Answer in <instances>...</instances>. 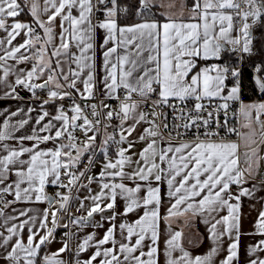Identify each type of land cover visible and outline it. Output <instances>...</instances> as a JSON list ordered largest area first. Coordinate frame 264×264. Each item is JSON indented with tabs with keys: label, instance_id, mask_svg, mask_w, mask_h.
Segmentation results:
<instances>
[{
	"label": "snow or ice",
	"instance_id": "obj_1",
	"mask_svg": "<svg viewBox=\"0 0 264 264\" xmlns=\"http://www.w3.org/2000/svg\"><path fill=\"white\" fill-rule=\"evenodd\" d=\"M244 2L249 5V10L244 11L242 14L237 13L238 15H242L244 22L239 29L241 36L235 38L230 35L233 31V16L225 11L227 9H239L240 5L235 0H194L187 20L173 18L171 15L162 13L166 19L164 23H160L157 20H145L130 26H120L118 24L116 0H111L112 6L105 9V18L98 24H93L92 22L93 10L96 6L93 0H58V2L57 0H45L43 12L48 13L50 8L54 9L51 15H48L46 22L40 19L38 0H33L30 11L35 23L44 30L45 36L48 37V43L52 39L53 28L51 25L56 17H61V44L59 48L53 51L52 55L60 56L61 49L65 50L66 53L70 42H76L80 55L76 56L73 54L72 59L81 69V72L84 68L91 69L92 67L90 63H87L92 60V57L88 56L87 53L93 48L91 41L95 28L98 27L106 31L107 35L104 39V45L106 46L112 41L115 46L107 48L103 53L104 68L107 73L104 77V83L110 96L116 93L117 89L123 88L126 90L125 100L120 104V112L116 113L117 116H121L122 123L129 118L130 112H134L138 107L137 102L132 101L133 93L147 100L151 93L157 92L159 98L153 101L155 107L168 105L175 110L176 106L170 104V100L172 99H177L181 103L189 98H194L198 101L193 110H190L187 114L181 111L179 117H177L184 122L176 127L188 130L193 127L200 128L202 126L207 129L212 113H208V119L202 118L199 113L205 109V105L199 101L220 97L224 87L225 74L228 72L226 67L220 69L216 65H212L211 67L202 68L189 77V74L196 67L195 61L192 58L196 56H201L203 59L218 58L225 43L233 45V50H236V46H241L242 41L240 50L244 53L251 52L250 25L247 21L249 17H253V23L260 19L261 15L264 14V3L258 4L257 0H244ZM97 3L105 4V0H97ZM154 6L162 7L163 5L157 4V0H139V11L137 14L150 12ZM65 9H67L66 12ZM73 9L78 11V16L73 15ZM21 11V5L18 3V0H0V29L7 32V43L11 45L12 41L20 35L22 30L29 37V39H26L19 46L13 47L11 50H5V56H0V61H5L6 57L16 59V54L20 52L21 48L31 45L33 39L36 41L41 39L39 35L34 34V28L27 23L18 21L13 22L11 25L7 23L8 18L17 17ZM120 11L126 12L127 9H120ZM181 17H183L182 12ZM64 22L68 23V27H64ZM3 43L4 41H0V44ZM118 47H123L126 50L125 54L117 55L113 61V54L117 53ZM130 47H134L135 52H132ZM145 51L148 53L147 56H144ZM44 54L45 49L41 47L36 53L37 65H34L32 70L27 72L25 78L17 77L15 81L16 85H23L25 88L33 91L34 94V89L44 88L47 86L48 81L53 80V76L50 75L48 81L43 85L29 84L27 82L36 75L37 66L42 65ZM27 59H29L27 56L19 57L21 61ZM151 65H154V67ZM138 69L140 70L139 73ZM40 70L43 71V67ZM70 72L73 79L69 87L75 88L76 81L80 77L81 72H74L71 69ZM213 72L216 74L212 75ZM8 75L9 69L5 68L4 78H7ZM232 75L238 76V73L233 71ZM64 79L68 80V76L65 75ZM82 83L83 92L81 96L83 98L91 97L94 87V76L91 71L88 72L86 79ZM257 84L261 90H264V81L257 80ZM153 85L157 87L154 88ZM12 91L15 92V87H12ZM238 91V87H233L229 95L223 97V99H235ZM85 93L87 96L84 95ZM64 95L68 94L65 93ZM58 96L60 94L56 91L49 92L50 99L57 98ZM60 98L63 97L60 96ZM48 102V100H45L43 103L47 104ZM90 107L93 110L92 115H98L96 105L93 104ZM104 107H107V105H104ZM219 107L227 109L228 105L225 103ZM253 107L258 109V122L260 112L264 111V104ZM71 111L73 112L71 117L62 109L54 117L55 120L63 122L62 129L55 132V138H60L67 132V138L70 141L68 145H61L55 150H41L39 149V144L53 139V137L50 135L39 136L34 130L32 135L18 137L21 142L24 140L36 141L33 147L21 146L17 150L9 148L7 145L3 146L7 154L0 156V184L4 183L8 178L9 172L13 169H15L16 180L13 184L0 189V192H11L14 187L15 199L17 201L21 199L31 200L33 193L36 194L35 199L40 201L45 199L42 193L45 184L49 182V176L53 177L51 183L59 184L61 169L69 177L68 185L76 182L78 177L70 169L79 161L82 152H86L92 147L96 136H88L81 149L74 142L75 137L71 132H68V129L70 126L73 129L80 127L83 129L85 135H87L92 130V122L87 116L83 115L79 104L74 105ZM193 111L196 113L195 116L192 115ZM17 114L13 112L11 115L15 116ZM106 115L111 120L113 111H108ZM152 115L158 116L159 114L153 111ZM46 116H48V112L45 111L37 119L36 123L39 124ZM80 119H83V124L77 125L75 122ZM145 119L146 115L139 113V118L136 122L139 123ZM9 120L10 117L3 121L2 128H0V141L13 138L12 133L17 130V126L10 124ZM27 123V120H21L19 121V127L22 128ZM151 123L152 127L146 128L144 134L139 137L140 140H145L148 137L152 138L139 154L140 159L144 162L143 166H140L139 162H137V171L131 176H127L128 179H136L138 177L141 181L149 182L146 186V195L143 197L137 196V193L141 191V185L139 184L135 188H129L124 183H102L100 193L90 197L94 206L87 213L88 217H91L95 212L114 209L117 195H121L126 200L122 215L126 216L128 213L139 208L144 209L143 215L134 223L119 224L120 234L123 240L127 241L126 243H118L116 240L115 232L117 226L115 224L109 227L103 238L96 241L94 253L88 260L83 261V264H93L94 261H97V258H100L99 264H121L120 255H123L124 261H132L134 264H156L154 259L156 248L150 247L149 251L145 253L143 251V241L149 233L151 234L153 244L157 240L156 222L159 214L160 188L151 186L150 179L154 176V179L159 182L165 175L168 177L167 194L169 197L175 198V203L169 209L170 215L180 214L179 208L181 205H186L183 209L184 212L191 210L193 214L201 212L211 214L223 208L227 209L228 214L215 220V223L211 224L209 231L214 241H219L224 235H228L232 239L233 232H235L234 242L228 247V255L221 261V264H232V261L237 257L240 239L239 201L241 196L250 195V192L247 188H242L238 195H233L230 192V186L233 184L241 185L244 182V171H248L251 174L252 164L248 163V153H245V162L248 163V168L242 171L239 167V156L237 154L238 144L213 141L210 137L218 135V132L210 130L204 132L206 139H200L197 136L195 141L183 142L177 146H173L169 142L166 148L157 150V138H163L159 132L160 126L155 121ZM51 127L50 121L40 131H49ZM164 127L167 128L166 123ZM217 127L222 126L217 124ZM125 131L131 135L134 127H129ZM228 131L234 132L235 129H229ZM247 138L245 136V139ZM112 139L113 136L108 135L103 141V145H107ZM125 140L126 136L122 131L120 142H124ZM131 147L132 144L129 143L128 149H119L117 153L119 159L115 163L109 161L104 165L105 170L100 173L101 179L106 175L111 176L113 179L116 177H120L121 179L126 178L123 167L125 163H130L131 159L125 153ZM64 148L75 150L76 156H72V151L64 152ZM101 150L107 156L106 148L102 147ZM25 153L28 154L29 158L26 160L21 159ZM253 154H255V150H253ZM62 156L67 159L62 160ZM157 159L160 163H157ZM162 165H166V167ZM118 168V171L107 172V169ZM83 175L84 173L81 172L80 176ZM177 177L180 178L179 181H177ZM91 182L92 177H89V183ZM24 184L27 187H21ZM68 185L60 184L59 186L68 187ZM104 190L108 191L105 192ZM57 196L60 199V208H64L65 203L69 200V196H61L59 193H57ZM197 197L201 198L197 201ZM105 199L110 200V202L105 207H101V202ZM231 200H235L236 203H230ZM49 203L51 204L52 201L49 200ZM0 215H3V213L0 212ZM21 215H25V213H21ZM51 215L53 228L48 229L44 235H40L38 241L36 237L39 234L33 231L32 228H29L27 241H24L21 233L27 221L19 225L14 224L11 227H7V236L0 233V237L3 238L2 242H0V248H4L6 251V254L0 256V259L6 261V264H37L36 257L41 246L49 241V237L52 236L55 230L56 211H53ZM116 215L114 213L109 219L115 220ZM35 219V217L32 218L33 222ZM47 219L48 212L45 210L43 220L39 225L41 229L46 228ZM78 222L79 220L74 221V223ZM205 223H208V221L206 220ZM218 225L223 226V231L217 230ZM255 228L258 234L264 235V211L259 213ZM180 236L181 233L177 232L168 241L170 249L167 253L170 257L168 264H212V257L217 252L216 248H213L205 256H196L194 258L181 248L182 257L180 259H172L171 250L180 247L177 243ZM14 237L15 240L11 243L10 250H8V246ZM133 237H136L134 243H132ZM93 239L94 236L89 235L78 246L77 257L81 252L88 249ZM107 244H111L112 246L103 247ZM68 250V244L65 242L57 252L44 256V264H65L58 257ZM137 251H139V255H135ZM257 251H264V240H260L255 246H250V254H254ZM145 256H147V259H142ZM76 264H81V261L77 259ZM251 264H264V259L258 258L252 260Z\"/></svg>",
	"mask_w": 264,
	"mask_h": 264
},
{
	"label": "crops",
	"instance_id": "obj_2",
	"mask_svg": "<svg viewBox=\"0 0 264 264\" xmlns=\"http://www.w3.org/2000/svg\"><path fill=\"white\" fill-rule=\"evenodd\" d=\"M33 0H18V3L21 5V9L23 11L24 8L31 15V4ZM40 5V19L43 21H47L48 15L54 11V9L49 10L48 13L43 12V8L45 7V0H38ZM58 2V0H57ZM194 3V0H180L179 4H175L169 1L166 5V9H174L177 10L178 13L175 15H171L173 18H183L187 20L190 15L191 7ZM111 5V4H110ZM110 5L108 7H110ZM171 5V6H170ZM107 8V7H106ZM152 8L156 9V12L160 15L157 20L160 23L166 22L165 15H162L158 12L160 9L157 6ZM21 11V12H22ZM67 9H65V12ZM228 14L233 16V31L230 33L231 37H240L241 33L239 29L240 27L238 23V17L236 14V9H227L225 10ZM20 12V14H21ZM181 12L183 13V17H181ZM20 14L15 18H8L7 23L11 25L13 22L18 21L21 23H27L32 26L35 30L36 35H39L41 39L36 41L33 39V43L28 45L25 48H21L20 52L16 54L17 58H5V61H0V128H2L3 121L10 117L9 123L17 126V130L12 133L13 138H10L5 141H0V156L6 155L7 153L4 151L3 146L7 145L9 148L19 149L21 146L23 147H33L36 144V141H19L18 137L32 135L34 130L37 135L45 136L50 135L53 139H50L46 142H41L39 144V149L41 150H55L59 148L61 145H68L70 141L67 138L68 133L65 132L64 136L60 138H55V132L57 130H61L63 127V122L55 120L54 117L59 114L60 108L59 104L55 102L45 103H36L33 101V91H30L29 88H25L23 85H19L20 88H16L15 81L17 77L25 78L27 72L31 71L34 65H37V51L43 47L45 49V54L43 56L42 65L37 66L36 75L30 80L27 81L29 84H45L48 81L49 76H53V80L48 81L47 86L42 88L45 96L48 100H58L62 97H71V96H81L83 92V83L82 81L86 79L89 71L92 72L94 76V87L92 96L97 91L100 96L105 99L114 98L119 89H117L116 93L111 96L108 94V90L105 87L104 77L107 74L104 68V51L109 47L115 46L112 41L108 43V45H104V39L106 37V31L101 28H95L93 33V39L91 43L93 44V48L87 53L88 56L92 57V60L88 61L92 65L91 69L84 68L81 72V69L77 66L75 62H73L72 56L75 54L76 56L80 55L79 48L76 47V42L71 41L69 45V49L65 53V50L61 49L60 56H53L52 53L57 48H59L61 44V17H56L55 21H53L51 27L53 28L52 39L51 42L48 43V37L45 36L44 30L40 28L36 23H32L30 20H25L20 17ZM78 11L73 9V15L78 16ZM31 18L35 22L33 16ZM105 18V13L102 17L96 22L93 21V24H98L103 21ZM260 20V19H259ZM258 20V21H259ZM143 22V21H142ZM244 21H242L243 24ZM141 23V22H140ZM250 28L253 24H249ZM120 26H130V25H120ZM64 27H68V23L64 22ZM249 28V32H250ZM10 30V29H9ZM26 39H29L28 36L25 35V31H21L20 35L16 37L15 40L12 41V44L9 45L7 43V32L3 29H0V41H4L3 44H0V56H5V50H11L13 47H17L20 44L24 43ZM227 47V49H225ZM132 52H135L134 47H130ZM225 50H229L234 52L233 45L224 44L222 51L218 58L212 57L209 59H203L201 56L193 57L192 59L195 61L196 67L192 70V73L189 74V77L195 72L200 71L204 67H211L212 65H216L218 68L223 69L227 68L224 64L221 63H212L206 64L205 61L217 60L220 58L222 53ZM125 49L123 47L117 48V53L113 54L112 60H115L117 55L125 54ZM147 51L144 52V56H147ZM27 56L29 59L27 60H19V57ZM154 67V65H151ZM41 67H43V71H41ZM9 69V75L7 78H4V69ZM71 71L81 72L80 77L76 81V87L71 88L69 84L73 79L71 75ZM140 70L138 69V73ZM216 73L213 72L212 75ZM68 76V80L64 79V76ZM135 75V74H134ZM228 77L227 73L225 74L224 79V87L221 92L220 97H214L211 99H203L199 101L200 103H204L210 100H220L226 104L231 103L233 100L239 97L240 88L238 84L228 86L226 85V78ZM59 85V86H58ZM15 87V92L12 91V87ZM153 87H157L153 85ZM233 87H238L239 91L235 99L225 100L223 97H227L230 93V90ZM79 89V91H77ZM56 91L60 94L57 98L50 99L49 92ZM67 93L68 95H64ZM157 94V92H153ZM87 96V94H84ZM91 96V97H92ZM83 98V97H82ZM90 98V97H89ZM187 100L196 101L194 98H189ZM258 104H264V100H257ZM198 102V101H196ZM57 104L56 107H53V104ZM31 109V111H29ZM48 112V116L44 118V120L40 121L39 124L36 123L37 119L43 115L44 112ZM13 112L18 113L15 116L11 114ZM108 110L106 111V113ZM120 112V109L118 113ZM263 112V111H262ZM260 112V114L262 113ZM139 113H144L143 108L140 104H138L137 109L134 112H130L129 118L124 120L122 123L121 116H117L113 114L114 118V126L107 130L110 132L109 135L113 136V139L108 142L106 146H104L107 150V156H105L104 151L101 150V155L93 164L92 168L89 170L87 177L83 181L84 188L79 195L77 205H76V214L73 218H69L70 222L75 226V229L72 231L71 242H70V255L71 260L76 263V260L79 259L81 264L83 261H86L90 258V256L94 253L96 241L103 238L107 229L115 224L116 232L115 238L119 242H127L123 240V237L120 234L119 224L120 223H134L140 216L143 215V208L136 209L133 212L128 213L126 216L122 215L124 212L126 200L123 196L117 195L115 208L114 209H106L104 212H95L91 217H88V211L94 206L93 201L90 197L95 196L100 193L102 183H124L126 187L135 188L138 184L141 185V191L137 193V196L143 197L146 195V186L149 182L141 181L138 179H128L127 176H131L137 171L139 162L140 166H143V161L140 159V152L147 146V144L152 139L151 137L146 138L145 140H140L139 137L144 134V130L146 128H151L146 121H140L137 123L136 121L139 118ZM259 114V116H260ZM122 115V114H121ZM27 120L28 123L24 125V127H19V121ZM51 121L52 127L49 131H40V129L48 124ZM247 125V126H246ZM129 127H134V131H132L131 135L128 134L126 129ZM123 131V134L126 136V140L124 142H120V135ZM68 132L73 133V128L70 126ZM95 130H91L89 135H95ZM245 136L248 138L245 139ZM75 137V136H74ZM105 140V139H104ZM264 142V137H262V128L257 116L253 115L248 116L246 118L245 113V129L242 138L241 145L238 147V156H239V167L243 171L248 168V163L252 164L251 174L248 171H244V182L241 185L233 184L230 186V192L233 195H238L242 188H247L250 192V195H245L240 197V209H239V233L240 239L237 250V257L232 261V264H251L252 260L255 259H264V251H257L254 254L249 253L250 246H255L259 243L260 240H264V235H260L257 233L255 224L258 219L259 213L264 211V182H255L252 178L257 177L259 174H264V161L261 159V153L259 152V148ZM129 143L132 144V147L125 153L127 157H130L131 162L125 163L123 167V172L126 174V178L121 179L120 177H116L113 179L111 176H105L103 179L100 178L101 171H104V165L109 161L115 163L117 159H119L117 153L120 148L128 149ZM169 141L161 140L157 138L156 148L159 150L160 148H166L168 146ZM173 146H177L183 142H170ZM93 147V144H92ZM91 147V148H92ZM90 148V149H91ZM69 148H64L63 151H69ZM253 150H255V154H253ZM245 153H248V163H246ZM171 155V154H170ZM29 156L25 153L21 159H28ZM62 160L67 159L66 157H61ZM157 163H160L157 159ZM166 167V165H162ZM118 169H107V172L118 171ZM61 176L59 184L51 183L53 179L52 176L48 177L49 182L45 184L42 195L45 199L37 201L35 199V193L32 194L31 200L21 199L17 201L15 199V189L13 187L11 192H7V199L4 203H0V212L3 215H0V233H3L4 236H7V227H11L12 225H19L25 221V227L21 233L24 241H27V237L29 234V228H32L33 231L37 232L36 240H39L40 235H44L48 229L53 228L52 223V215L53 211H56V226L55 230L51 237H49V241L41 246V249L36 257L37 264H44L43 258L46 255H51L60 249L65 242H61L56 240V235L58 233L65 234V228L67 225V219L59 218L57 208L55 209L53 204L48 202V188L59 186L61 183V178L66 176L64 174V170L61 169ZM15 169L9 172L8 178L4 181L3 184H0V189L13 184L16 180V176L14 174ZM89 177H92V182L89 183ZM167 176L165 175L161 181H156L154 176L150 179L151 186L160 188V205H159V214L156 222V230H157V240L155 244H153L151 240V234L149 233L145 240L143 241V251L147 253L150 247L156 248V253L154 255V259L156 264H168L170 257L167 255L169 249L168 241L171 237L179 232L181 236L177 243L180 247L171 250V258L172 259H180L183 253L181 248L184 251H187L191 257L196 256H205L207 255L213 248L217 249L216 254L212 257V264H221L227 255H228V247L234 242L235 232H233V238L230 239L228 235L222 236L219 241H214L209 231L211 224L215 223V220L220 219L222 216L227 215V209L223 208L216 212H212L209 214L208 212H201L197 214H193L191 210L188 212H184L183 209L186 205H181L179 208V213L176 215H170L169 209L172 204L175 203V198L168 196V185H167ZM179 177H177V181H179ZM21 187H27L26 184ZM71 185H68L66 189H69ZM107 192L108 190H104ZM119 192V190H117ZM3 192H0L2 194ZM202 195H204L202 193ZM77 194L75 196V199ZM201 197H197L198 201ZM110 200L105 199L101 202V207H105ZM60 203V202H59ZM75 203V200H74ZM230 203H236L235 200H231ZM7 205V206H6ZM45 210L48 212L49 224H46V228L41 229L39 227L40 222L43 220V215ZM21 213H25V215H21ZM114 213H116V219L110 220ZM35 217V221L33 222L32 218ZM83 218V219H81ZM79 220L78 223H74V221ZM208 223H205V221ZM218 231H223V226H217ZM93 235L94 239L90 242V246L84 252H81L77 257V249L78 246L83 243V241L89 236ZM2 237H0V242H2ZM136 237H133L132 243L135 242ZM15 240L10 242L8 246V250H10V245ZM111 244L104 245L103 247H111ZM118 247V244H117ZM6 254L4 248H0V256ZM119 255V253H118ZM135 255H139V251L135 253ZM58 259H61L67 264V251L62 253ZM142 259H147V256L142 257ZM100 258H97V261H94L93 264H99ZM121 264H134L132 261H124L123 255H120ZM0 264H6V261L0 259Z\"/></svg>",
	"mask_w": 264,
	"mask_h": 264
},
{
	"label": "built area",
	"instance_id": "obj_3",
	"mask_svg": "<svg viewBox=\"0 0 264 264\" xmlns=\"http://www.w3.org/2000/svg\"><path fill=\"white\" fill-rule=\"evenodd\" d=\"M108 1L109 0H105V4H98L97 0H93L94 5H96L94 7L93 15H92L94 22L99 20L102 17V15H104L106 9L105 5L107 4ZM237 3L240 5V7L239 9H236V14L237 13L242 14L244 11L249 10V5L246 4L244 0H238ZM237 17H238V23L241 27L243 21L242 15L237 14ZM259 24L260 21H257L250 28V36H251V40L253 41V51H254V39L257 37V33L255 32V30L259 26ZM242 43L241 46H236V50H234L233 52V54L237 56V63L227 67L228 76L232 75L233 71H236L238 73V76L235 77L237 78V84L240 88V95L231 103L227 104L228 105L227 109H223L219 107L220 105L225 104L220 100H210L202 103L205 105V109L201 113H199V115L204 119H208L209 118L208 113H212V117L210 119L209 125L207 126V129L203 126L200 128L193 127L188 130L176 127L177 125H180L184 122L177 118L179 117L181 111L187 114L190 110L194 109L195 104L197 103L196 101L185 100L183 103H181L177 99H172L170 100V104L176 106L174 110L172 107H169L168 105H161L160 107H155L153 101L159 98L158 94L151 93L147 100L142 99L136 93L132 94V101L137 102V104H140L141 107L143 108L144 114L146 115L147 123L152 126L151 122L155 121V123L160 126L159 132L161 137L163 138L161 140H165L169 142H193L197 139V136H199L200 139H206V137L204 136V132L206 130H210L213 132H218V135L210 137V139H212L213 141L233 142L238 144V146L241 145L244 129H245V102L242 99V93H241L243 62L245 58L249 55L240 50V48L242 47ZM252 74L254 78L258 77L260 81H264V75L260 73L259 66H255L254 68H252ZM16 88L19 89L20 86L16 85ZM125 95H126V90L120 88L117 95L111 99L103 98L96 91L95 94L90 98L71 96V97H63L58 100H48L42 88L34 89V96H33L34 102L42 103L45 100H48L49 102L58 103L60 110L62 109L69 117L73 115V112L71 111L73 106L79 104L83 111V115L87 116L88 119L92 122V130H95L96 133L95 134L96 140L93 142V147L86 152H82L79 161L76 162L70 169V171L78 177L76 182L72 184L69 189H66V187H61V186L48 188L47 190L48 194L53 197L54 201L60 202L57 193H59L61 196L67 195L69 196V200L67 202L69 203V207L71 208L72 202L74 201L76 189L82 183V181H84V179L87 177L89 170L92 168L93 164L98 159L99 152L103 147V141L105 139L106 131L114 126V118L112 117L111 120H109L107 118L106 111L107 110L113 111V114L118 113L121 102L125 100ZM129 103H131V101H129ZM93 104L96 105V112L98 113V115L96 116L92 115L93 110L90 106ZM104 105H107V107H104ZM153 111H155L159 115L153 116L152 115ZM192 115L195 116L196 113L193 111ZM97 121H99V123H97ZM259 122L262 128V132H264V111L259 116ZM75 123L77 125H82L83 119L77 120ZM165 123L167 124V128L164 127ZM217 124L221 125L222 127H217ZM229 129H235V131L229 132L228 131ZM73 133L75 136L74 142L82 149L83 143L87 140V137L90 136L89 135L90 131L87 133V135H85L83 129H81L80 127H76L75 129H73ZM262 137H264V134H262ZM69 151H72L73 157L76 156L75 150L70 149ZM86 154H88L89 157L87 160H83ZM81 172L84 173L83 176H80ZM68 180L69 178L63 176L61 178L60 184L68 185ZM252 180L255 182H264V174H259L257 177L252 178ZM7 195H8L7 192H3L2 194H0V203H4L6 201ZM46 224H49V220H47ZM74 229L75 226L70 222V219L68 217L67 225L65 228V234L58 233L56 235V240L61 242H66L68 244L69 250L67 251V264H76L71 260V255H70V242H71L72 231Z\"/></svg>",
	"mask_w": 264,
	"mask_h": 264
},
{
	"label": "trees",
	"instance_id": "obj_4",
	"mask_svg": "<svg viewBox=\"0 0 264 264\" xmlns=\"http://www.w3.org/2000/svg\"><path fill=\"white\" fill-rule=\"evenodd\" d=\"M117 2V22L119 25H134L145 20L158 19L160 15L156 12L155 8H152L150 12H143L137 14L139 11V0H116ZM108 7L107 5H105ZM127 9L126 12L120 11V9ZM20 17L25 20H30L32 23L35 22L31 18L30 13L26 8L20 14ZM260 24L256 28L255 32L257 37L254 39V51L249 54L243 62V76H242V99L244 102L250 100H264V92L262 93L259 86L255 82L254 76L252 74V68L259 66L260 73L264 75V15L260 17ZM206 64L221 63L225 66H231L237 63V56L229 50H225L219 59L205 61ZM237 83V78L233 75H229L226 78V85L231 86ZM56 107L57 104H53ZM101 155L99 152L98 157ZM89 157L86 154L83 160H87Z\"/></svg>",
	"mask_w": 264,
	"mask_h": 264
},
{
	"label": "rangeland",
	"instance_id": "obj_5",
	"mask_svg": "<svg viewBox=\"0 0 264 264\" xmlns=\"http://www.w3.org/2000/svg\"><path fill=\"white\" fill-rule=\"evenodd\" d=\"M169 1H171V0H157V4H162V5H163L162 7H159L160 9H158V12H159L160 14L163 13V14H165V15H175L176 13H178L177 10H174V9H172V8H170V9H166V5H167V3H168ZM179 1H180V0H172V2L175 3V4H177V5L179 4ZM259 1H260V0H259ZM259 1L257 0V3H258V4H259L260 2H261V3H264V0H261L260 2H259ZM235 2L237 3L238 0H235ZM111 6H112V5H110V7H111ZM246 11H248V10H246ZM257 21H258V20H257ZM257 21H256V22H257ZM247 22H248L249 24H250V23H251V24H254V23H253V17H249ZM250 47H251V52H250V53H247V54H251V53L253 52V41H252V40H251V45H250ZM258 105H259V104H258V101H257V100H250V101L245 102V113H246V118H248V116H250V115H253L254 117L257 116V114H258V109H257L256 107H253V106H258ZM109 134H110V132L106 131L105 139H106V137H107ZM104 146H106V145H103V147H104ZM259 152L261 153V159H262V161H264V142H263L262 145L260 146V148H259ZM66 177L69 178L67 175H66ZM83 188H84V185H83V181H82V183L78 186V188H77L76 191H75V196H76V194H77V197H76V199H75V197H74L75 203H74V201L72 202L71 208L69 207V203H68V202L65 203L64 208H60V203H59V202H55V203L53 204L54 208H55V209L57 208V212H58L59 218H63V219L65 220V219H68V217H69V218H73V217L75 216V214H76V205H77V201H78L79 195L81 194Z\"/></svg>",
	"mask_w": 264,
	"mask_h": 264
},
{
	"label": "water",
	"instance_id": "obj_6",
	"mask_svg": "<svg viewBox=\"0 0 264 264\" xmlns=\"http://www.w3.org/2000/svg\"><path fill=\"white\" fill-rule=\"evenodd\" d=\"M111 4V0H109L108 2H107V6H109ZM225 49H227V47H225ZM255 79V82L257 83V80H260L258 77H255L254 78ZM258 85V84H257ZM259 86V85H258ZM260 88V87H259ZM260 90H261V88H260ZM261 92L263 93L264 92V90H261ZM49 200H51L52 201V203L54 202V199H53V197L52 196H49L48 197V202H49ZM51 203V204H52Z\"/></svg>",
	"mask_w": 264,
	"mask_h": 264
}]
</instances>
